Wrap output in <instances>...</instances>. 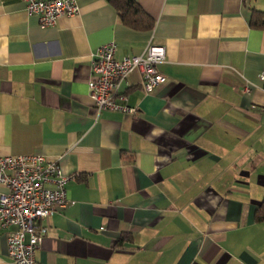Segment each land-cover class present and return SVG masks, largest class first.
<instances>
[{
  "label": "crops",
  "instance_id": "1",
  "mask_svg": "<svg viewBox=\"0 0 264 264\" xmlns=\"http://www.w3.org/2000/svg\"><path fill=\"white\" fill-rule=\"evenodd\" d=\"M135 1L152 30L106 0H77L52 26L0 0V157L40 154L69 177L72 205L41 222L36 264H264V30L250 26L264 0ZM108 43L117 60L164 48V84L122 83L135 115L89 98Z\"/></svg>",
  "mask_w": 264,
  "mask_h": 264
},
{
  "label": "built area",
  "instance_id": "2",
  "mask_svg": "<svg viewBox=\"0 0 264 264\" xmlns=\"http://www.w3.org/2000/svg\"><path fill=\"white\" fill-rule=\"evenodd\" d=\"M28 15L42 26H52L60 17L78 13L77 0H21ZM116 45L100 46L93 55L88 80L89 98L97 111L107 110L135 115L128 104L122 83L133 72L140 74L145 94L164 84L166 78L157 66L165 58L161 46H146L137 56L115 58ZM264 86V68L259 74ZM64 176L56 162L40 154L0 157V229L7 230L6 243L12 264H36L35 252L47 234L41 222L48 220L58 208L72 205L66 196Z\"/></svg>",
  "mask_w": 264,
  "mask_h": 264
},
{
  "label": "trees",
  "instance_id": "3",
  "mask_svg": "<svg viewBox=\"0 0 264 264\" xmlns=\"http://www.w3.org/2000/svg\"><path fill=\"white\" fill-rule=\"evenodd\" d=\"M117 12L122 25L133 30L146 32L154 27V20L147 15L135 0H106ZM253 29L264 30V13L253 11L250 19ZM255 223H264V198L254 212Z\"/></svg>",
  "mask_w": 264,
  "mask_h": 264
}]
</instances>
